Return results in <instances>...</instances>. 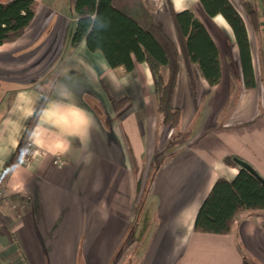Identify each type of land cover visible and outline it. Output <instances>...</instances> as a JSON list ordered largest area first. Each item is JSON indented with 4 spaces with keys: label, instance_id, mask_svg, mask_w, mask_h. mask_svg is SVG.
<instances>
[{
    "label": "crops",
    "instance_id": "obj_1",
    "mask_svg": "<svg viewBox=\"0 0 264 264\" xmlns=\"http://www.w3.org/2000/svg\"><path fill=\"white\" fill-rule=\"evenodd\" d=\"M33 1L24 35L0 45V182L9 194L0 205V264H264V212L241 216L230 234L193 230L214 182L240 170L224 159L238 158L264 179V0H228L247 30L253 89L243 85L234 34L221 15L209 16L200 0L146 1L174 43L171 11H189L218 52L220 82L210 86L196 70L195 97L180 61L176 129L158 124L145 63L111 69L84 41L71 47L77 0ZM109 95L128 103L115 112ZM43 97L29 134L38 155L16 166L14 153ZM54 102L76 105L94 122L88 140L72 138L66 152L54 150L61 130L41 120ZM56 155L67 162L62 169L52 164Z\"/></svg>",
    "mask_w": 264,
    "mask_h": 264
},
{
    "label": "trees",
    "instance_id": "obj_2",
    "mask_svg": "<svg viewBox=\"0 0 264 264\" xmlns=\"http://www.w3.org/2000/svg\"><path fill=\"white\" fill-rule=\"evenodd\" d=\"M146 1L148 0H77L78 20L71 37V47L82 41L87 49L102 55L111 69L134 70L136 63H145L152 78L158 124L176 129L180 109L173 104L180 61L183 62L192 96L197 94V73L210 85L221 80L216 47L205 27L189 11L175 13L171 19L176 35L174 43L156 25ZM84 4L85 8L81 7ZM211 17L221 15L231 28L239 51L242 81L246 89L256 86L252 68L247 30L243 19L228 0H200ZM33 0H11L0 3V45L20 39L36 13ZM109 102L119 112L128 99ZM40 101L20 139L28 137L42 109ZM234 105L233 100L229 109ZM13 163V161H12ZM229 166H238L234 158L224 159ZM11 168V166H10ZM7 173L2 176L5 180ZM264 212V185L244 169L231 180L217 179L199 207L194 221L196 233L230 234L234 223L244 215ZM243 264H255L244 258Z\"/></svg>",
    "mask_w": 264,
    "mask_h": 264
},
{
    "label": "clouds",
    "instance_id": "obj_3",
    "mask_svg": "<svg viewBox=\"0 0 264 264\" xmlns=\"http://www.w3.org/2000/svg\"><path fill=\"white\" fill-rule=\"evenodd\" d=\"M41 120L50 123L61 130L59 142L54 150L66 152L71 147L72 138L82 143L88 140L93 126L91 116L76 105H66L54 102L42 112Z\"/></svg>",
    "mask_w": 264,
    "mask_h": 264
},
{
    "label": "built area",
    "instance_id": "obj_4",
    "mask_svg": "<svg viewBox=\"0 0 264 264\" xmlns=\"http://www.w3.org/2000/svg\"><path fill=\"white\" fill-rule=\"evenodd\" d=\"M38 155V150L29 140V136L19 142L13 157V164L16 166H28L32 160ZM52 164L57 169H62L66 164V160L61 155L54 156ZM9 199V194L2 182H0V205Z\"/></svg>",
    "mask_w": 264,
    "mask_h": 264
},
{
    "label": "water",
    "instance_id": "obj_5",
    "mask_svg": "<svg viewBox=\"0 0 264 264\" xmlns=\"http://www.w3.org/2000/svg\"><path fill=\"white\" fill-rule=\"evenodd\" d=\"M234 161L238 164L241 169H244L250 174H252L261 184L264 185V179L249 164L238 158H234Z\"/></svg>",
    "mask_w": 264,
    "mask_h": 264
},
{
    "label": "rangeland",
    "instance_id": "obj_6",
    "mask_svg": "<svg viewBox=\"0 0 264 264\" xmlns=\"http://www.w3.org/2000/svg\"><path fill=\"white\" fill-rule=\"evenodd\" d=\"M39 50H40V48L37 49V51H39ZM25 61H26V59H25V60H21V64H20V62H17V63H19L20 65H22V64H26ZM19 64H18V65H19ZM38 70H39V69H38ZM52 72H56V71H52ZM52 76H54V73H53ZM3 85H4V87H7V88H8V87H13V86H10V85L7 84V83H4ZM227 112H228V111H226V112L224 113V115H223V117H222L223 120H225L226 117L228 116V115H227ZM140 216H141V214H140ZM140 220H141V217H139L138 221L136 222V223H137V226L140 225ZM133 264H134V261H133Z\"/></svg>",
    "mask_w": 264,
    "mask_h": 264
}]
</instances>
